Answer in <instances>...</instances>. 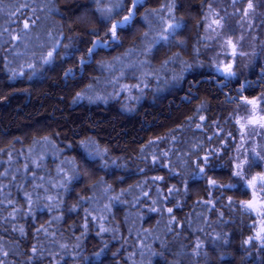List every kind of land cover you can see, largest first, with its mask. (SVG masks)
Wrapping results in <instances>:
<instances>
[{
	"label": "trees",
	"instance_id": "trees-1",
	"mask_svg": "<svg viewBox=\"0 0 264 264\" xmlns=\"http://www.w3.org/2000/svg\"><path fill=\"white\" fill-rule=\"evenodd\" d=\"M254 2L257 24L236 31L263 42L225 78L204 19L221 0H144L120 40L91 56L110 27L93 0H0V264H264L262 242L244 243L259 229L239 203L250 196L209 183H236L234 117L247 116L236 98L264 94ZM172 16L182 27L154 45ZM248 145L264 154L261 135ZM212 149L214 167L198 174Z\"/></svg>",
	"mask_w": 264,
	"mask_h": 264
},
{
	"label": "snow or ice",
	"instance_id": "snow-or-ice-1",
	"mask_svg": "<svg viewBox=\"0 0 264 264\" xmlns=\"http://www.w3.org/2000/svg\"><path fill=\"white\" fill-rule=\"evenodd\" d=\"M93 2L99 6L97 11L100 14L101 22L104 23L105 26L110 24V27H108L107 33H105L106 38H99L92 41V47L88 49L89 56L93 54L94 50L108 47L110 43H116L120 40L119 33L132 24L137 16V9L143 6L144 0H93ZM230 2L231 5L235 7L239 0H230ZM172 7H174V4ZM172 7H169V12H171ZM208 8L209 15L204 17L205 21H208L206 31L215 33L216 36L221 35V32L218 31V29L225 30L226 28H229L228 19L230 16H235L237 13H241L240 9H236V11L231 14L225 11L224 15H220V13L214 7H212L210 3L208 4ZM255 8L256 5L253 3V0H247V7L242 10L240 20H248L255 12ZM152 11L155 12L156 10ZM121 12H125L126 14L118 20L115 19V17L119 16ZM143 18L147 20V15H145ZM160 20L165 25V27L161 29L158 36L152 41L154 45L162 42H168L174 37L176 31L182 27L181 21L175 16H172L170 20H165L164 17H160ZM31 23L34 24L35 21L32 20ZM243 26L244 25L241 23V27ZM248 26L251 27L250 22ZM29 27L30 24L28 21H26L24 23V29L27 30ZM93 33L97 36L99 35L95 30H93ZM144 36L147 37L148 33L145 32ZM18 38L19 37H14V39ZM242 39L243 36L234 41L231 37H229L224 41L221 47H230L232 49L231 55L233 58L237 55L244 56L246 53L237 51L239 40ZM55 52L56 47H53V49L49 51L46 56H42L41 59L43 63L51 64L54 59ZM176 56H179V53H177ZM173 59H175V57H169V60ZM169 60L164 61V65H166ZM81 62L83 63V58H81ZM29 67L33 66L29 65ZM216 71L220 72V74L225 76V78L236 76V72L234 71V66L232 63L225 64L223 68L217 65ZM70 72L71 69H69L65 75H68ZM244 90L245 86L241 85L239 91L243 93ZM236 100L238 101V109L243 108L247 113L246 117H234L235 123L239 125L241 140V144L236 148V151L237 153H240L241 149H243V158L241 159L240 156H237L234 159V163L232 165L234 171L231 172V176L236 179V183L219 185L214 179L210 180L209 183L213 187H235L244 189L245 193L248 194L250 198L248 200L239 202L242 211L250 215L254 213L259 219V229L256 231L255 236H250L244 243L248 244L252 243L253 241H260L262 242L261 246H264V170L258 171L254 175H249L253 168H261L262 164H264V154L258 150V147L260 146L248 145V140L252 139L256 135H261L262 138H264V132L261 131L264 130V108L261 107V105L264 104V94L255 96L251 99L248 96L240 95L236 98ZM200 119L204 120L205 118L201 116ZM200 127L202 126L197 124V128ZM229 137H231V133H229ZM45 139H47V137H45ZM209 139H212V137H209ZM81 144L86 150L87 155H93L89 142L82 141ZM215 156H218V150L212 149L209 150L207 154L204 155L198 162H196V168L199 170L198 174H205L207 168L214 167L212 158ZM76 178V176H73L70 178V180ZM155 179H162V177H156ZM168 211L171 212L172 209L169 208ZM199 247L200 244L197 243L196 248L198 249ZM33 251H35V249H33Z\"/></svg>",
	"mask_w": 264,
	"mask_h": 264
},
{
	"label": "rangeland",
	"instance_id": "rangeland-1",
	"mask_svg": "<svg viewBox=\"0 0 264 264\" xmlns=\"http://www.w3.org/2000/svg\"><path fill=\"white\" fill-rule=\"evenodd\" d=\"M253 3L255 4L254 0H253ZM263 5H264V0H263ZM246 7H247V0H239V2L235 5V7L231 5L230 0H221V3L219 4V6L215 9L220 13V15H224L225 11L231 14L235 12L236 9H240L242 13V10L245 9ZM256 11H257V8H255V12L250 16L249 18L250 20L248 19V20L241 21L240 20L241 13H237L235 16H230L228 19V25H229L230 30L229 28H226L225 30L218 29V31L221 32L220 36H216L215 33H210L209 31H206L205 38L209 45L210 56H211V59L214 65L213 67L214 71H216L217 65L223 68V66L228 63H232L235 68V66L239 62L246 61L248 55H254L257 53L260 42H263V41H260L259 39H257L256 34L253 31L254 29L252 30V34L249 36V39L247 36V32H248L247 27L244 30L236 31V28L237 29L241 28V23L244 25L247 22V25H249V22H250L251 26H253L254 24H257ZM208 15H209V11L207 12L206 16ZM234 18H236V20ZM231 19H234V24L232 21H230ZM207 24H208V21H205V29H207ZM230 24L231 25L233 24L232 28L230 27ZM253 28L256 29L257 26ZM241 36H243V39L239 40L237 51L238 52L242 51L246 53V55L244 56L237 55L236 57L233 58L231 55L232 49L230 47L222 48L221 45L229 37H231L234 41H236ZM242 45L243 47L239 50L240 46ZM261 131L264 132V130H261Z\"/></svg>",
	"mask_w": 264,
	"mask_h": 264
},
{
	"label": "flooded vegetation",
	"instance_id": "flooded-vegetation-1",
	"mask_svg": "<svg viewBox=\"0 0 264 264\" xmlns=\"http://www.w3.org/2000/svg\"><path fill=\"white\" fill-rule=\"evenodd\" d=\"M221 75V74H220ZM221 78V77H220Z\"/></svg>",
	"mask_w": 264,
	"mask_h": 264
}]
</instances>
